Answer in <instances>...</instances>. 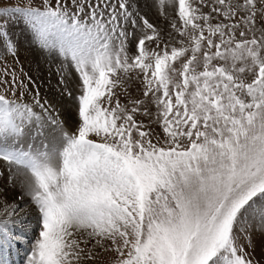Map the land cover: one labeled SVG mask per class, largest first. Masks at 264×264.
<instances>
[{"label": "snow or ice", "instance_id": "obj_1", "mask_svg": "<svg viewBox=\"0 0 264 264\" xmlns=\"http://www.w3.org/2000/svg\"><path fill=\"white\" fill-rule=\"evenodd\" d=\"M0 264H264V0H0Z\"/></svg>", "mask_w": 264, "mask_h": 264}, {"label": "rangeland", "instance_id": "obj_2", "mask_svg": "<svg viewBox=\"0 0 264 264\" xmlns=\"http://www.w3.org/2000/svg\"><path fill=\"white\" fill-rule=\"evenodd\" d=\"M17 34L19 35V30L17 31ZM23 42H24V41H23V39H22V43H23ZM25 48H26V46H25ZM25 48H22V49H21L20 56H21V59H22V60H25V57H24V56H26V57H30L29 55H31L29 52H26Z\"/></svg>", "mask_w": 264, "mask_h": 264}, {"label": "bare ground", "instance_id": "obj_3", "mask_svg": "<svg viewBox=\"0 0 264 264\" xmlns=\"http://www.w3.org/2000/svg\"><path fill=\"white\" fill-rule=\"evenodd\" d=\"M26 52H27V51H26ZM29 56H30V55H29ZM24 57H25V59H26V58H29V57H26V56H24Z\"/></svg>", "mask_w": 264, "mask_h": 264}]
</instances>
